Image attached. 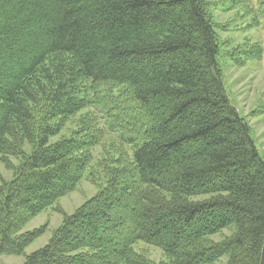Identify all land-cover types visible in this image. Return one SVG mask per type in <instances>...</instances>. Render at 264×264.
Instances as JSON below:
<instances>
[{
  "label": "trees",
  "instance_id": "1",
  "mask_svg": "<svg viewBox=\"0 0 264 264\" xmlns=\"http://www.w3.org/2000/svg\"><path fill=\"white\" fill-rule=\"evenodd\" d=\"M209 7L0 0V158L19 159L13 178L0 179V254L22 253L39 231L15 233L74 190L92 162L94 134L51 141L91 102L80 94L95 90L100 102L120 87L147 117L133 160L25 264H216L224 255L260 264L264 159L227 92ZM139 241L168 259L136 251Z\"/></svg>",
  "mask_w": 264,
  "mask_h": 264
},
{
  "label": "rangeland",
  "instance_id": "2",
  "mask_svg": "<svg viewBox=\"0 0 264 264\" xmlns=\"http://www.w3.org/2000/svg\"><path fill=\"white\" fill-rule=\"evenodd\" d=\"M207 1L220 40L219 61L227 92L240 113L247 117L256 146L264 159V0ZM104 87L107 86H101ZM80 95L83 98L87 96L88 100L90 97L91 102L66 120L60 133L51 141L94 134L97 142L91 145L92 162L74 190L61 196L53 206L19 228L15 235L32 231H39V234L22 253H1L0 264H25L28 255L49 244L66 216L72 215L106 187L113 171L133 160L135 141L142 139V132L147 127L144 108L136 107L133 95L120 87L111 89L100 102L95 90ZM119 95L121 97L118 98ZM115 112L120 115L116 117ZM135 115L137 121H130ZM24 148L26 152L31 150L30 145H24ZM18 165L17 158H0V179L10 181ZM208 196L211 194L193 198ZM230 228L233 227L225 228L211 238L221 240L231 234ZM134 247L138 252L144 251L155 262L168 259L164 251L155 245L139 241ZM227 260L228 255H224L216 264H226Z\"/></svg>",
  "mask_w": 264,
  "mask_h": 264
},
{
  "label": "water",
  "instance_id": "3",
  "mask_svg": "<svg viewBox=\"0 0 264 264\" xmlns=\"http://www.w3.org/2000/svg\"><path fill=\"white\" fill-rule=\"evenodd\" d=\"M260 264H264V244H263V248H262V254H261Z\"/></svg>",
  "mask_w": 264,
  "mask_h": 264
}]
</instances>
